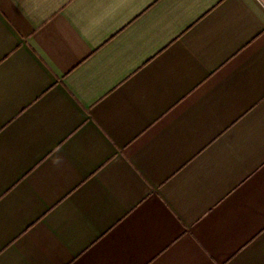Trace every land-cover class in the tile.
Listing matches in <instances>:
<instances>
[{
    "label": "crops",
    "instance_id": "1",
    "mask_svg": "<svg viewBox=\"0 0 264 264\" xmlns=\"http://www.w3.org/2000/svg\"><path fill=\"white\" fill-rule=\"evenodd\" d=\"M0 264H264V0H0Z\"/></svg>",
    "mask_w": 264,
    "mask_h": 264
}]
</instances>
